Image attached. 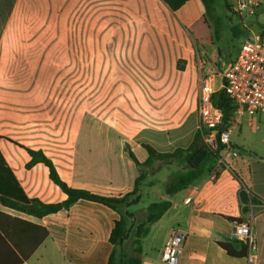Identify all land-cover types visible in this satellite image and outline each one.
Wrapping results in <instances>:
<instances>
[{
	"label": "crops",
	"instance_id": "1",
	"mask_svg": "<svg viewBox=\"0 0 264 264\" xmlns=\"http://www.w3.org/2000/svg\"><path fill=\"white\" fill-rule=\"evenodd\" d=\"M203 13L200 0L177 12L162 0H0V182L9 196L22 190L45 204L67 199L44 164L27 166V149L43 152L69 187L115 197L131 191L146 169L129 151L144 163V145L160 153L188 148L199 130L202 78L223 90L240 50L221 51L219 43L249 31L264 35V15L244 20V30L227 9L212 43L202 30L190 31ZM253 122L244 119L238 133ZM233 138L238 156L222 151L216 180L205 174L189 196L164 191L167 166L175 163L153 165L164 176L145 179L141 196L152 185L150 195L172 208L143 240L142 264H165L162 251L175 229L188 233L180 264H264V154ZM250 214L255 263L229 220ZM118 218L86 200L43 218L0 203V264H107Z\"/></svg>",
	"mask_w": 264,
	"mask_h": 264
},
{
	"label": "trees",
	"instance_id": "2",
	"mask_svg": "<svg viewBox=\"0 0 264 264\" xmlns=\"http://www.w3.org/2000/svg\"><path fill=\"white\" fill-rule=\"evenodd\" d=\"M162 1L170 11L177 12L191 0ZM215 1L200 0L204 8V13L201 19L190 28V31L195 36H198L197 29L202 30L204 34L209 35L212 43L221 38L223 29V22L216 15ZM224 1L227 9L230 10L228 0ZM238 18L243 27L242 19L240 17ZM212 100L214 105L223 111V124L220 127L223 128L224 124L230 120L235 110V105L228 98L224 90L215 93ZM144 148L149 155L144 163H140L137 157L129 151L131 158L138 167L151 168L156 162H162L165 165L175 163L179 166L180 169L171 174L164 186V191L169 197L176 195L183 197L189 196L196 182L205 174L208 173L209 175L213 171L223 151L222 145H219L216 149L208 147L204 143L202 133L199 130L194 137L193 143L186 149H177L170 153H160L149 145H144ZM27 150L31 156V161L27 166L30 168L38 163L44 164L49 169L51 180L67 195V199L59 204H45L37 199H28L21 190L17 199L14 200L6 191V183L3 184L0 182V203L2 205L36 218H43L62 210H68L80 200L102 204L112 209L119 216L114 223V228L109 238L112 245V252L107 264H142L143 240L150 234L152 226L159 222L172 208V202L170 200H161L151 203L146 208L144 215L139 219L130 211L132 207L138 205L141 201V185L147 177V173L144 170H140V174L131 191L115 197L101 196L87 190L69 187L60 178L53 162L43 152ZM203 151L207 152L206 156L195 166L193 160ZM229 220L233 223H241L243 221L234 218H230ZM220 245L232 256H244L242 252L237 254L231 253L224 243H220ZM23 262L21 260L20 263L23 264Z\"/></svg>",
	"mask_w": 264,
	"mask_h": 264
},
{
	"label": "built area",
	"instance_id": "3",
	"mask_svg": "<svg viewBox=\"0 0 264 264\" xmlns=\"http://www.w3.org/2000/svg\"><path fill=\"white\" fill-rule=\"evenodd\" d=\"M264 5V0H237L232 11L239 17H254ZM244 29H247L243 22ZM223 90L235 105L230 120L223 124V111L214 105L212 97L216 93L213 79L207 75L202 78L197 102L199 131L204 143L211 149L223 146L224 154L238 156L232 148L231 139L239 132L244 119L264 116V35L256 36L249 31L247 39L241 45L235 61L224 74ZM224 157L217 160L209 179L216 180L224 166ZM186 199V203L191 202ZM235 236L247 250L250 263L257 260V240L254 232V214L248 215L241 223H233ZM188 233L175 229L162 251L165 264H180L185 250Z\"/></svg>",
	"mask_w": 264,
	"mask_h": 264
},
{
	"label": "rangeland",
	"instance_id": "4",
	"mask_svg": "<svg viewBox=\"0 0 264 264\" xmlns=\"http://www.w3.org/2000/svg\"><path fill=\"white\" fill-rule=\"evenodd\" d=\"M231 1L233 2V4L230 5V10H228V12L231 16L237 19L239 16L232 11V7L236 3L237 0H231ZM215 9H216V15L222 20L223 25H225L227 21L226 18L228 16L225 1L216 0ZM260 14L264 15V8L262 7H260L257 10V13L254 17L257 18ZM254 17L243 16L240 18L242 19L243 22L244 20H246V24H247V21H249V19L254 18ZM212 26H213V23H212ZM246 39L247 37H245L244 34L238 35V37L233 39L232 43L231 41L229 42V39H224L219 43V48L221 51H223L224 48L236 51L240 49L242 43ZM228 43L229 44L231 43V45H229ZM259 117L260 116H255L252 127L245 126L241 134L237 132V134L233 136L234 137L233 140H237L238 143L243 144L244 147L248 150H252L253 152H256L259 154H264V116L260 118ZM161 164L162 162H160V165ZM162 165H165V164H162ZM167 167H168V173L170 174H173L175 171H178L180 169L178 165H174V166L172 165V166H167ZM141 170H144L146 173H148V177L146 178V180L151 176L153 177L151 179L157 178V180L160 182V180L164 176V173H162V175H158V172L160 171V168H158V166H153L151 168H146V169H141ZM150 186L144 188L143 196H141L142 202L130 209V211L134 213L138 219L144 215L146 208L151 203L159 201L157 200L158 198L150 195V191H151ZM158 188H160V192L158 193L162 194V189H161L162 186L160 187L159 185Z\"/></svg>",
	"mask_w": 264,
	"mask_h": 264
},
{
	"label": "water",
	"instance_id": "5",
	"mask_svg": "<svg viewBox=\"0 0 264 264\" xmlns=\"http://www.w3.org/2000/svg\"><path fill=\"white\" fill-rule=\"evenodd\" d=\"M206 154H207V152L206 151H203L199 155H197L195 157V159L193 160V164L195 166L198 165L203 160V158L206 156Z\"/></svg>",
	"mask_w": 264,
	"mask_h": 264
}]
</instances>
